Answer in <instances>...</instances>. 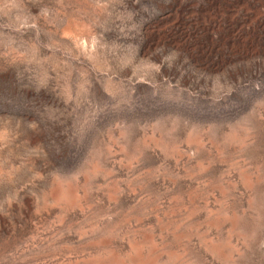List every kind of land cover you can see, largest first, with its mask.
Returning <instances> with one entry per match:
<instances>
[{"label":"rangeland","instance_id":"rangeland-1","mask_svg":"<svg viewBox=\"0 0 264 264\" xmlns=\"http://www.w3.org/2000/svg\"><path fill=\"white\" fill-rule=\"evenodd\" d=\"M0 264H264V0H0Z\"/></svg>","mask_w":264,"mask_h":264}]
</instances>
